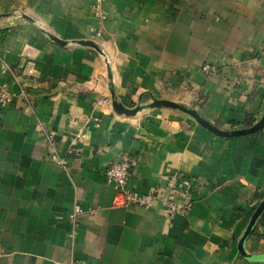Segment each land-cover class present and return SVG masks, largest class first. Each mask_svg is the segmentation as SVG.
<instances>
[{
  "label": "crops",
  "instance_id": "1",
  "mask_svg": "<svg viewBox=\"0 0 264 264\" xmlns=\"http://www.w3.org/2000/svg\"><path fill=\"white\" fill-rule=\"evenodd\" d=\"M94 1L0 0V88L30 91L0 104V264H264V212L255 258L239 249L264 200V129L221 136L180 108L222 130L261 119L264 0H107L106 19ZM123 152L141 193L193 177L189 214L117 204L105 170Z\"/></svg>",
  "mask_w": 264,
  "mask_h": 264
},
{
  "label": "built area",
  "instance_id": "2",
  "mask_svg": "<svg viewBox=\"0 0 264 264\" xmlns=\"http://www.w3.org/2000/svg\"><path fill=\"white\" fill-rule=\"evenodd\" d=\"M107 0H95L93 3V12L96 18L106 19L107 10L105 3ZM97 36H101L102 32L97 31ZM259 52L264 54V42L260 45ZM203 71L210 74L215 68L210 64L203 65ZM18 85L17 90L7 87L0 88V104L4 107L10 106L16 98L22 97L28 99L30 91L28 86L15 77ZM105 100V99H104ZM52 138V137H51ZM52 158L61 164L64 168L68 167V160L65 156L53 154ZM137 164V156L123 152L120 157L107 166L105 177L119 193L116 203L120 205H140L149 207L154 202H158L164 212L189 214L194 202V178L185 175L181 171L175 170L170 173L165 189L155 188L151 192L141 193L130 185V177L134 167ZM83 207L76 203L70 213L71 221L76 224L78 216L83 212Z\"/></svg>",
  "mask_w": 264,
  "mask_h": 264
},
{
  "label": "water",
  "instance_id": "3",
  "mask_svg": "<svg viewBox=\"0 0 264 264\" xmlns=\"http://www.w3.org/2000/svg\"><path fill=\"white\" fill-rule=\"evenodd\" d=\"M82 44H86V45H91L94 47H97L96 44L93 41H84ZM166 104V105H171V106H178L176 103L170 102V101H159V104ZM181 109L187 111L188 113H190L193 117H195V119L204 127H206L207 129H209L210 131L214 132L217 135H221V136H227V137H236V136H242V135H248V134H253L256 133L258 131H261L262 129H264V113L261 117V119L255 123L254 125L250 126V127H245V128H239V129H232V130H222L220 128H218L216 125L212 124L210 121H208L207 119H205L198 111H196L195 109L189 108V107H185V106H180ZM136 110H132L131 112H135ZM264 212V200L261 202V204L256 208L255 212L253 213L249 224L242 236V238L240 239L239 242V249L241 251V253L247 257L248 259H251L253 256L249 255L246 253L245 248H244V243L246 241V239L251 235L255 225L257 224L259 218L261 217L262 213ZM255 258V257H253Z\"/></svg>",
  "mask_w": 264,
  "mask_h": 264
},
{
  "label": "trees",
  "instance_id": "4",
  "mask_svg": "<svg viewBox=\"0 0 264 264\" xmlns=\"http://www.w3.org/2000/svg\"><path fill=\"white\" fill-rule=\"evenodd\" d=\"M252 124V123H251Z\"/></svg>",
  "mask_w": 264,
  "mask_h": 264
}]
</instances>
